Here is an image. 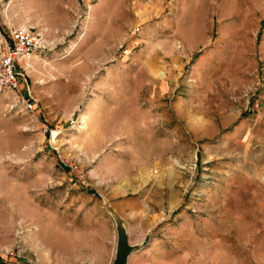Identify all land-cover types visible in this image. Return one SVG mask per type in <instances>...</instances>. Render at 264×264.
<instances>
[{
  "label": "rangeland",
  "instance_id": "1",
  "mask_svg": "<svg viewBox=\"0 0 264 264\" xmlns=\"http://www.w3.org/2000/svg\"><path fill=\"white\" fill-rule=\"evenodd\" d=\"M0 264H264V0H0ZM47 131V132H45Z\"/></svg>",
  "mask_w": 264,
  "mask_h": 264
},
{
  "label": "built area",
  "instance_id": "2",
  "mask_svg": "<svg viewBox=\"0 0 264 264\" xmlns=\"http://www.w3.org/2000/svg\"><path fill=\"white\" fill-rule=\"evenodd\" d=\"M42 47L40 33L25 25L12 27L7 36L0 37V89L13 91L16 102L26 111L33 110L34 98L20 63Z\"/></svg>",
  "mask_w": 264,
  "mask_h": 264
},
{
  "label": "water",
  "instance_id": "3",
  "mask_svg": "<svg viewBox=\"0 0 264 264\" xmlns=\"http://www.w3.org/2000/svg\"><path fill=\"white\" fill-rule=\"evenodd\" d=\"M134 246V244L128 242L125 232L119 229L116 234L114 255L110 264H126L128 254Z\"/></svg>",
  "mask_w": 264,
  "mask_h": 264
},
{
  "label": "trees",
  "instance_id": "4",
  "mask_svg": "<svg viewBox=\"0 0 264 264\" xmlns=\"http://www.w3.org/2000/svg\"><path fill=\"white\" fill-rule=\"evenodd\" d=\"M45 132H47V131H45Z\"/></svg>",
  "mask_w": 264,
  "mask_h": 264
}]
</instances>
